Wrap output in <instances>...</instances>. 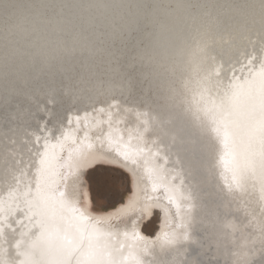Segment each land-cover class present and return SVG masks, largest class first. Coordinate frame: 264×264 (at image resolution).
<instances>
[{"label":"clouds","instance_id":"9594fccd","mask_svg":"<svg viewBox=\"0 0 264 264\" xmlns=\"http://www.w3.org/2000/svg\"><path fill=\"white\" fill-rule=\"evenodd\" d=\"M249 55L264 58V0H0V113L23 128L116 111L178 156L187 135L207 134L220 66ZM175 175L183 227L156 242L152 264H257L264 146L238 184L225 185L218 159L191 191Z\"/></svg>","mask_w":264,"mask_h":264},{"label":"snow or ice","instance_id":"6c2138e0","mask_svg":"<svg viewBox=\"0 0 264 264\" xmlns=\"http://www.w3.org/2000/svg\"><path fill=\"white\" fill-rule=\"evenodd\" d=\"M218 74L206 111L222 148L221 179L238 184L264 146V58L243 57ZM25 140L27 167L0 191V264H152L156 242L183 227L181 185L134 117L68 114L38 121ZM117 171L128 174L125 191L132 180L126 198ZM153 218L158 230L145 224Z\"/></svg>","mask_w":264,"mask_h":264},{"label":"bare ground","instance_id":"6f19581e","mask_svg":"<svg viewBox=\"0 0 264 264\" xmlns=\"http://www.w3.org/2000/svg\"><path fill=\"white\" fill-rule=\"evenodd\" d=\"M230 65L228 68H230ZM69 113L62 112L57 114L49 120L53 123L57 120L65 118ZM36 127V123H33L27 127H21L7 118L3 113H0V191H6L13 188L20 179L23 171L28 164V150H26V136L28 133ZM215 126L210 122L207 134L201 135L195 132L187 135L182 141V147L178 149L179 155H169L173 152L171 145L160 144L157 147L150 139H146V146L158 151L160 155L167 160V168L170 173L175 175V171H179L182 174L184 184L191 191L193 185L197 184L200 180L201 170L215 162L216 159L220 160L222 154V148L219 138L213 131ZM218 154V155H217ZM170 160V164L168 162ZM179 160L180 164L177 165L176 161ZM175 168L176 170L172 169ZM121 172V171H120ZM124 176L128 174L121 172ZM127 192L124 195L126 198L131 194L132 180L129 177ZM177 183L181 185L180 179L177 178ZM85 187L87 185L85 184ZM183 185H181V188ZM118 206V205H117ZM111 211V208L106 209ZM158 230L159 223L153 218L151 221H145V224ZM147 234V233H146ZM257 264H264V257H261Z\"/></svg>","mask_w":264,"mask_h":264},{"label":"rangeland","instance_id":"374dc122","mask_svg":"<svg viewBox=\"0 0 264 264\" xmlns=\"http://www.w3.org/2000/svg\"><path fill=\"white\" fill-rule=\"evenodd\" d=\"M115 175H116L117 177L120 178V180H121L120 192H121L123 195H125L126 192H127V191H125L124 186H123V184L125 183L124 180H123V178H124L125 176H124L120 171H117V172L115 173ZM126 184H127V187H128V182H127V181H126ZM154 225H155V223H153V225H152V227H150V229H151V228H154Z\"/></svg>","mask_w":264,"mask_h":264}]
</instances>
